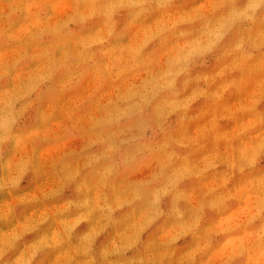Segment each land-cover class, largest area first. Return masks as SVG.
<instances>
[{
    "label": "rangeland",
    "instance_id": "374dc122",
    "mask_svg": "<svg viewBox=\"0 0 264 264\" xmlns=\"http://www.w3.org/2000/svg\"><path fill=\"white\" fill-rule=\"evenodd\" d=\"M0 264H264V0H0Z\"/></svg>",
    "mask_w": 264,
    "mask_h": 264
}]
</instances>
